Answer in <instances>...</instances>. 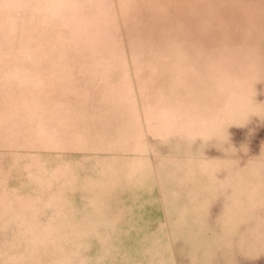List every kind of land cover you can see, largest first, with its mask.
I'll list each match as a JSON object with an SVG mask.
<instances>
[{"label": "rangeland", "instance_id": "rangeland-1", "mask_svg": "<svg viewBox=\"0 0 264 264\" xmlns=\"http://www.w3.org/2000/svg\"><path fill=\"white\" fill-rule=\"evenodd\" d=\"M0 264H264V0H0Z\"/></svg>", "mask_w": 264, "mask_h": 264}]
</instances>
